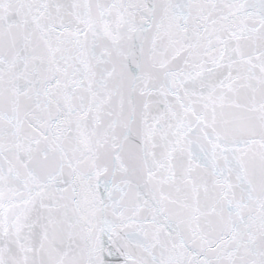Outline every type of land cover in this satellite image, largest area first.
Listing matches in <instances>:
<instances>
[{"label":"snow or ice","instance_id":"6c2138e0","mask_svg":"<svg viewBox=\"0 0 264 264\" xmlns=\"http://www.w3.org/2000/svg\"><path fill=\"white\" fill-rule=\"evenodd\" d=\"M0 264H264V0H0Z\"/></svg>","mask_w":264,"mask_h":264}]
</instances>
